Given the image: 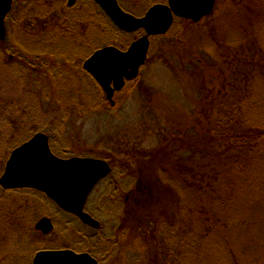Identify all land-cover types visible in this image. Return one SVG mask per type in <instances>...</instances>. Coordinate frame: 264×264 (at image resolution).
Segmentation results:
<instances>
[{"label":"trees","instance_id":"16d2710c","mask_svg":"<svg viewBox=\"0 0 264 264\" xmlns=\"http://www.w3.org/2000/svg\"><path fill=\"white\" fill-rule=\"evenodd\" d=\"M15 2L16 0L12 12L5 20L6 31L11 34V30H19L26 39L25 42L30 40L33 43L34 48L31 50L18 36L14 41L21 45L22 51L35 56L34 59L38 60L35 65L44 70L43 75L48 77L59 69L61 61H73L67 57L66 51L57 49L56 44L82 46L90 38V30L97 29L102 42L108 41L110 46L127 50L134 41L130 42L129 39L137 36L122 32L104 15L100 6L91 0H81L73 7L63 0L56 6L59 11L54 15L42 2L37 3V6L44 8L40 13L38 7H34L31 12H17ZM118 2L124 11L141 17V13L145 15L150 7L156 3H166V0ZM238 2L240 5L234 17L244 19V16L252 13L256 16L253 23L255 27L252 29L251 22L249 26H242L245 30L242 31V37L230 42L236 49H227L223 56L221 62L226 65L222 69L217 64L213 65L220 84L216 85V89L207 90L210 95L204 96L203 111L195 114L196 117L193 116V127L188 129V120L183 123V134L166 128L168 133L165 136L171 149L164 155L172 157V165H166L160 170L164 169L163 174L165 173L170 184L154 185L148 173L141 177L138 173L132 175V178L137 179L135 190L131 189L132 193L135 192L130 200L133 209L127 210L125 216H118L120 222L107 235L111 248L109 253L113 254V250L119 248L121 253L134 255L133 264H264V0ZM84 8L95 19V28L90 26L88 17L78 16V10ZM15 13H18L17 16H14ZM48 14L57 16L59 20H55L57 25L51 34L42 35L45 29L40 28H45L46 25V22L41 23L42 17ZM180 23L185 24V32L190 31L188 25H197L177 18L172 28ZM213 23L216 24V21ZM161 37L163 36L151 40ZM44 43L49 44L48 48L46 45L44 48ZM98 49L100 48L95 51ZM11 50L12 46L0 48V57L8 55ZM46 55L54 59L52 64H49L50 60ZM18 60L23 58L19 57ZM11 65L0 63V66L7 69ZM26 65L18 70L20 82H27L28 88L33 89L34 84L40 87L37 78L41 73L37 78H32L33 73ZM33 71L36 72V69ZM82 73L87 81L89 79L103 93L88 73ZM14 108L10 100L0 98V128L6 131V134L0 133V177L10 153L43 131L36 127V110L22 114L19 120V110ZM19 128L24 132L20 135L21 138L14 134ZM165 131H162L163 134ZM43 132L50 137L51 142L50 134ZM17 138L18 141L15 140ZM4 144L10 145L1 152ZM51 149L54 151L52 142ZM54 153L60 157L58 153ZM128 155L132 157L131 151ZM61 157L70 158L62 154ZM113 180L116 182L107 187L112 186L111 191L106 189L101 199L114 198L119 192V180L116 177ZM128 184L133 185L130 181ZM120 186L127 187L125 180ZM29 191L39 201L53 204L57 216L66 215L71 218L67 224L77 226L76 233L83 238L88 237L89 245L78 250L76 246H71L77 244V241L57 248L48 245L47 241L37 239L35 230H32L34 221L28 222L26 218L29 219V216L24 214L28 208L26 204L29 208L31 205L24 202L22 194ZM105 194L107 197L103 198ZM89 200L86 209L93 217H99L103 222L111 218L103 211L104 207L112 205L109 201L93 207ZM101 229L97 233L100 234ZM93 232L95 231L80 223L75 216L62 212L45 194L26 189L6 191L0 186V264H23L24 261L32 264L34 255L44 250L72 249L76 252L87 251L100 257V240H96L97 234L90 235ZM120 236L121 242H118ZM127 241L134 244L128 248L130 242ZM28 250L32 254L31 259L27 258ZM127 260L129 261V257L125 259Z\"/></svg>","mask_w":264,"mask_h":264},{"label":"rangeland","instance_id":"374dc122","mask_svg":"<svg viewBox=\"0 0 264 264\" xmlns=\"http://www.w3.org/2000/svg\"><path fill=\"white\" fill-rule=\"evenodd\" d=\"M38 2L44 3L47 10L52 11L54 15L59 11L56 6L63 0H16L15 8L17 12L22 10L31 12L34 7H38V12L43 11L42 6H37ZM239 5L238 0H218L213 13L208 18L197 25L187 26L190 31L185 32L183 30L185 24L180 23L170 30L171 34L168 32V37L151 40L149 58L141 69L139 79L125 85L124 90L115 96L114 106L106 101L99 88L94 87L89 79L87 81L82 73L84 71L82 64L96 48L110 46L108 41L102 42L97 29L90 30V38L84 41V46L56 44V48L66 51L67 57L73 61H61L59 69L50 74L51 78L43 75L44 70L35 65L38 64V60L34 59L35 56L22 51L21 45L14 42L15 37L18 36L23 44L30 46L31 50L34 48L30 40L25 42L26 39L21 31L16 32L14 29L11 30V34L8 31L6 41H0L1 49L12 46V52L0 57L1 64H12L10 69L0 66V98H7L13 103L14 110H19L17 118L20 120L22 114L26 115L27 112L36 110L37 130L50 134L54 146L53 152L70 158L106 159L113 168V175H109L107 180L96 188L89 200L93 207L95 204L103 205L106 200L112 204L104 207L103 210L111 218L103 222L98 217V220L103 222L100 234L97 230L90 234H97L96 240H100L102 249L100 264H133L134 255L121 253L119 248L116 251L114 249L113 254L109 253L111 248L107 235L120 222L118 216H125L127 210L133 209L130 200L135 196V192L132 193L131 189L135 190L137 179L132 178V175L138 173L141 177L148 173L154 185L170 184V181L166 180L165 173L163 174L164 169L160 170L166 165H172V157L168 158L164 155L168 149H171L165 136L168 133L166 128L175 129L183 134V123L188 120V129L193 127V116L196 117L195 114L203 111L204 96L208 97L210 95L208 91L218 88L216 85L220 84L217 78L219 75L213 65H219V69L226 65L221 62L223 56L227 49H236L230 42L242 37L244 34L242 31H245L242 26H249L251 22V27L254 29L253 23L256 20L254 14L249 13L244 19L234 17ZM17 14L15 13L14 16ZM77 14L83 18L88 17L90 26L96 27L95 19L88 9L78 10ZM142 15L143 13L140 16ZM52 16L48 14L42 17L41 23L46 22L45 28L43 26L40 28L45 29L42 35L51 34L55 30L57 25L55 20L58 21L59 18ZM13 19L14 17L11 20ZM214 21L216 24L213 23ZM136 34L137 36L129 39L130 42L144 35L142 32ZM262 35L264 39V31ZM46 44L44 43V48L46 46L48 48L49 44ZM19 57L23 60H18ZM46 57L50 60L49 64H52L54 59L47 55ZM25 65L33 73L32 78H37L41 73L37 78L41 88L35 84L33 89L28 88L26 81V83L20 82L21 75L18 70ZM35 69L36 72L33 71ZM21 130L22 128H19L14 132L16 136L19 135L18 138L24 134ZM43 131L40 132L45 133ZM162 131L165 133L163 134ZM0 133L6 134V131L0 128ZM18 138L15 140L18 141ZM9 145H2L1 152ZM129 151L132 157L128 155ZM114 177L119 180L120 185L125 180L127 187L122 186V189L119 185V192L117 191L114 198L101 199L106 189L111 191L112 186L107 187L115 183ZM129 181L133 183L132 186L128 184ZM114 187L117 188V185L114 184ZM31 192H27L28 195L22 194L25 197L24 202L31 205L29 208L26 204L28 208L24 214L29 216V219L26 218L28 222L34 221L32 230H35L34 235L37 239L42 242L47 241L48 245L57 248L64 247L65 243L73 244L77 241L78 245L71 246H76L78 250H83L89 245L88 237L83 238L76 233L77 226L67 224L71 218L66 215L57 216L53 204L39 201V198ZM104 197H107V194ZM43 217H49L55 224L54 231L48 235L37 231L35 226ZM117 241L121 242V236ZM92 242L94 243L93 239ZM127 242H130L128 248L134 244L132 241ZM28 251L27 258L31 259L32 254L30 250ZM127 257L129 261H125ZM23 264L29 262L24 261Z\"/></svg>","mask_w":264,"mask_h":264},{"label":"water","instance_id":"95a60500","mask_svg":"<svg viewBox=\"0 0 264 264\" xmlns=\"http://www.w3.org/2000/svg\"><path fill=\"white\" fill-rule=\"evenodd\" d=\"M79 0H67L72 7ZM102 9L104 15L122 32L145 35L133 41L126 51L115 46L98 49L83 68L104 89L114 106V94L126 81L139 77L148 59L151 38L168 34L177 18L195 24L213 13L217 0H167L150 7L144 16H134L119 5L118 0H91ZM13 0H0V41L5 40V19L12 12ZM0 177V186L6 190L34 189L53 201L68 214L75 215L83 224L99 229L101 223L84 211L86 201L94 187L112 170L105 160L57 157L50 148L49 138L39 132L10 153ZM37 231L48 235L54 230L50 218L43 217L36 223ZM32 264H98L88 253L72 250H44L34 255Z\"/></svg>","mask_w":264,"mask_h":264},{"label":"flooded vegetation","instance_id":"af4514ba","mask_svg":"<svg viewBox=\"0 0 264 264\" xmlns=\"http://www.w3.org/2000/svg\"><path fill=\"white\" fill-rule=\"evenodd\" d=\"M79 1H81V0H79ZM79 1H78V2H79ZM139 75H140V74H139ZM138 79H139V77H138L137 79H135V80H131V81L129 80V81L126 82V84L133 83V82H135V81L138 80ZM126 84H125V85H126ZM123 90H124V89H123ZM123 90H122V91H123ZM122 91H119L118 93L116 92V93L114 94L113 98H114L115 105H116L115 96H116L117 94H119L120 92H122ZM103 160H106V159H103ZM106 161L108 162V160H106ZM108 164H109V162H108ZM109 166H110V168H111V170H112V173L109 174V175L112 176V175H113V168L111 167L110 164H109ZM109 175H108V176H109ZM108 176H106L105 178H103L102 180H100V182L96 185V187H95L94 190H96L97 187H99L103 182H105V181L107 180ZM114 182H116V181H114ZM140 182H142V181L140 180ZM88 200H89V198H88L87 201H86V202H87L86 205L88 204ZM89 202H90V201H89ZM86 205H85V207H84V211H85L86 213H88L93 219L95 218L96 220H98L96 217H93V216L87 211V209H86ZM90 205H92L91 202H90ZM50 220H51V219H50ZM78 220H79V219H78ZM51 221H52V220H51ZM98 221H99V220H98ZM79 222H80V220H79ZM99 222H100V221H99ZM80 223H81V222H80ZM82 224H83V223H82ZM83 225H85V224H83ZM85 226L88 227L91 231H95V230H96V229H93V228H91V227H89V226H87V225H85ZM101 228H102V227H101ZM101 228H100V229H101ZM100 229H99V230H100ZM97 231H98V230H97ZM69 250H72V249H69ZM79 253H89V252L86 251V252H79ZM89 254H91V253H89ZM91 255L93 256V258H95L96 260H98L99 264L101 263V259H99V258H100L99 256H98V257H97V256L95 257L93 254H91Z\"/></svg>","mask_w":264,"mask_h":264}]
</instances>
